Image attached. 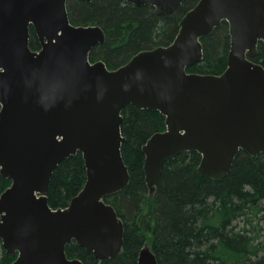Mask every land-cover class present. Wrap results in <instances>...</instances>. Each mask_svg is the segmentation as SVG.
<instances>
[{
	"label": "water",
	"instance_id": "95a60500",
	"mask_svg": "<svg viewBox=\"0 0 264 264\" xmlns=\"http://www.w3.org/2000/svg\"><path fill=\"white\" fill-rule=\"evenodd\" d=\"M71 0H0V242L12 264H84L69 259L71 242L97 262L122 248L123 225L104 202L127 187L121 156L122 112H159L165 131L142 147L150 189L164 163L197 153V172L221 181L242 151L264 155V68L250 59L264 47V0H199L167 46L143 50L116 70L91 63L104 42L98 26H73ZM89 2L91 0H76ZM168 15L185 0H119ZM222 22L230 38L219 75L187 73L203 58L202 39ZM39 50L29 48V28ZM82 155L86 179L68 206L53 210L47 193L56 167ZM137 264H157L141 249Z\"/></svg>",
	"mask_w": 264,
	"mask_h": 264
},
{
	"label": "trees",
	"instance_id": "16d2710c",
	"mask_svg": "<svg viewBox=\"0 0 264 264\" xmlns=\"http://www.w3.org/2000/svg\"><path fill=\"white\" fill-rule=\"evenodd\" d=\"M199 0H185L168 15H156L150 6L119 0H71L68 17L73 26H98L104 42L92 48L90 62H103L109 70L126 64L143 50L169 45L179 21ZM227 23L222 22L202 39V61L187 73L219 75L227 67L230 46ZM29 48H40L29 29ZM264 68V47L250 59ZM165 131L159 112L128 105L122 112L121 156L129 173L122 191L104 198L123 225L121 251L97 262L92 253L74 241L65 248L69 259L84 264H137L139 252L149 247L157 264H264V155L255 158L240 151L230 173L221 181L197 172L200 156L181 153L167 160L152 189L145 181L142 147ZM86 170L82 155L63 160L53 171L47 193L51 209H63L83 188ZM10 181L0 175V195ZM0 264H12L0 245Z\"/></svg>",
	"mask_w": 264,
	"mask_h": 264
},
{
	"label": "rangeland",
	"instance_id": "374dc122",
	"mask_svg": "<svg viewBox=\"0 0 264 264\" xmlns=\"http://www.w3.org/2000/svg\"><path fill=\"white\" fill-rule=\"evenodd\" d=\"M263 240L264 241V230L262 231V238H260V240ZM148 247V246H147ZM149 248V247H148ZM0 253H1V251H0Z\"/></svg>",
	"mask_w": 264,
	"mask_h": 264
},
{
	"label": "bare ground",
	"instance_id": "6f19581e",
	"mask_svg": "<svg viewBox=\"0 0 264 264\" xmlns=\"http://www.w3.org/2000/svg\"><path fill=\"white\" fill-rule=\"evenodd\" d=\"M224 179V178H223Z\"/></svg>",
	"mask_w": 264,
	"mask_h": 264
}]
</instances>
